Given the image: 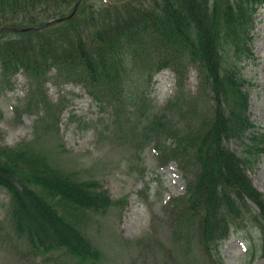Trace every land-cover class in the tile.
<instances>
[{
    "label": "trees",
    "instance_id": "16d2710c",
    "mask_svg": "<svg viewBox=\"0 0 264 264\" xmlns=\"http://www.w3.org/2000/svg\"><path fill=\"white\" fill-rule=\"evenodd\" d=\"M76 1L0 0V94L24 75L27 108L50 112L45 83L80 85L108 109L123 142L135 150L149 145L160 167L177 163L185 189L165 207L175 236L191 230L209 264H224L222 242L242 231L246 263L264 257V195L245 170L264 156V128L249 111L255 81L245 69L258 64L255 28L264 0H105L100 7L82 0L68 19L20 30L68 15ZM191 67L197 91L190 99L175 92L155 108L147 97L154 75L169 69L177 89ZM64 99L50 113L55 128ZM0 189L18 238L34 253L75 264L99 261L87 233L92 217L123 205L98 180L54 167L27 143L0 144Z\"/></svg>",
    "mask_w": 264,
    "mask_h": 264
},
{
    "label": "rangeland",
    "instance_id": "374dc122",
    "mask_svg": "<svg viewBox=\"0 0 264 264\" xmlns=\"http://www.w3.org/2000/svg\"><path fill=\"white\" fill-rule=\"evenodd\" d=\"M86 3L106 5L105 0ZM255 33L258 64L245 69L255 81L250 92V116L257 128L263 129L264 6L259 9ZM152 81L147 97L155 108L172 100L175 92L189 100L197 91V71L193 67L180 88L176 89L174 75L168 70L157 72ZM15 85L14 90L0 94V144L13 147L27 143L46 153L54 167L80 179H96L112 199L123 198V205L111 206L105 215L92 217L87 233L101 252L96 264H209L191 230L183 239L173 234L172 214L165 207L185 189L175 161L161 168L149 145L135 150L123 142L110 124L108 109L100 107L78 84L45 83L50 112L44 107L27 108L30 79L18 74ZM61 97L65 98L64 106L57 113L55 128L51 115ZM224 143L239 152L233 140ZM245 170L264 195V156L252 169ZM9 206V196L0 189V264H75L58 253L47 257L32 252L27 242L16 235ZM243 237L242 231L233 232L222 242L224 264H248ZM252 264H264V257L256 258Z\"/></svg>",
    "mask_w": 264,
    "mask_h": 264
},
{
    "label": "water",
    "instance_id": "95a60500",
    "mask_svg": "<svg viewBox=\"0 0 264 264\" xmlns=\"http://www.w3.org/2000/svg\"><path fill=\"white\" fill-rule=\"evenodd\" d=\"M80 1H81V0H77V2H76L75 5H74V8H73L72 12H71L69 15H67V16H65V17L56 18V19H53V20L46 21L45 23H43L40 27H37L36 29H40L41 27H46V26H48V25H50V24H52V23H54V22H58V21H61V20H63V19L70 18V17L73 16L74 13L76 12V10H77V8H78V5H79ZM27 29H30V28H22V30H27Z\"/></svg>",
    "mask_w": 264,
    "mask_h": 264
}]
</instances>
